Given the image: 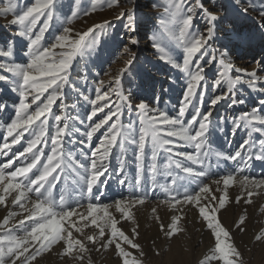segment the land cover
<instances>
[{"label": "rangeland", "instance_id": "obj_1", "mask_svg": "<svg viewBox=\"0 0 264 264\" xmlns=\"http://www.w3.org/2000/svg\"><path fill=\"white\" fill-rule=\"evenodd\" d=\"M33 2L34 0H0V49L6 51L7 41H17L12 57H6L0 51V68L11 67L13 61L19 64L28 63L29 57L25 55L27 40L14 36L17 27L11 26V21L15 14L26 10ZM201 2L209 12L220 18L216 23L215 36L207 46L208 49L215 50L218 59L220 53L226 51L228 53L226 62L230 60L233 65V68L226 69L218 61L204 64L206 69L204 84L207 91L204 96L203 108H208V100L214 92L218 93L226 86L222 85L221 88L215 90L212 88L213 81L219 77V73L224 72L228 79H235L243 71L248 73L255 71L257 77L260 78L254 88L247 83L236 85V98L243 100L244 103H237L230 107V101L224 100L212 109V120L214 123L222 120L223 131H213L209 135L205 149L209 155L204 159L203 164L188 161L186 158H179L185 166L193 167L196 171H206L208 175L194 179L173 166L167 171H158L153 178L149 172L151 148L146 145L143 178L141 183L137 185L135 183L138 167L136 147L125 142L123 156H121V149L118 144L112 148L108 158L107 171L99 178L105 183L98 182L93 187L91 195H87L85 180L83 179L85 172L78 170L80 178L78 179L75 174L63 176L52 189V197L58 202L59 197L63 195L66 206L69 207H75L77 203L84 204V207L79 208L78 211L86 214L87 204L85 205V202L88 203L89 200L93 203L98 200L100 203L114 204L116 200L129 199L132 194L134 196L146 191L148 198L145 203L132 208L135 223L132 220H120V214L116 212L115 208L109 209L120 220L117 226L127 235L131 236L132 228L138 226L139 236L136 238V242L141 245V249L145 253L143 257H140L143 264H200L205 256L210 254V250L214 248V236L200 216L198 208L186 204L183 206V218L178 222L179 227L183 228L184 231L171 238L167 237L165 231L171 223L172 216L180 213L170 204L161 203L166 198L165 190L176 188L181 194L185 190L194 193L199 188L193 190L195 188L193 184L197 182L200 186L202 183H207L213 193L220 197L223 194V182L221 181L218 191V186L213 181L243 167L244 171L236 174L233 183L227 188L229 200L225 208L219 210L217 217L229 230L231 234L229 242L234 243L239 249L243 264H264V241L255 239V236L264 230V212L260 210L261 207H264V189H260L259 195H253L250 204H246L244 199H241L239 203L236 202L237 196H240L242 192L246 194L248 191L240 183L244 175L249 176V178L254 177L256 180L264 179V159L253 158L248 160L247 169L243 161L225 160L217 156V153L233 154L247 138L248 129L243 126L237 130L235 136L230 135L233 127L232 121L235 118L254 109L258 110L260 115H264V103H262L264 102V16L261 15L264 12V0H238L239 7H237V0H201ZM94 3L96 0H79L78 3L76 0H56L53 20L42 42L45 45L53 42L54 37L62 33L63 27H71L73 29L72 36L75 37L77 33L87 31L94 24L110 22L102 30H96V43L74 60L70 84L64 88V97L57 100L52 107V113L60 114V106L67 105L65 114L70 119L68 120L69 129L63 138V149L66 153L75 156L76 160L85 165V168L88 167L91 154L107 129L106 125L90 141L85 136L90 123L85 119L91 109L89 101L95 98L96 89L101 87L99 81H104L101 91H108L109 82L120 75V90L125 96L130 95L131 97L128 101L131 107L129 108L127 105L123 107V115L120 119L124 128H128L131 124L133 134L139 128V113L135 107L137 104L143 100L150 107L158 106L162 111H167L169 116L174 117L177 114L182 92L187 83L186 74L173 66L174 63H182L183 59V47L177 40L182 27L183 13H176L171 6L172 0H113L112 7L107 6V0H99L96 3V10L92 11ZM192 3L193 0H185V4ZM250 5L254 7H250ZM10 6L15 7V12L5 14L4 9ZM166 6L169 8L167 15L165 14ZM239 8H248V13L246 15L241 13ZM73 11L77 12L78 15L73 17ZM85 11L90 14L84 15ZM129 11L134 14L132 27H129L127 20ZM121 13H125V15L121 16ZM192 15L194 19L189 32L205 31L207 21L204 13L194 7ZM68 19L72 20L71 24L67 23ZM154 34L163 44L167 45V55L171 61L160 59L161 55L164 54L157 52L153 47ZM88 39L91 40L92 36L90 35ZM132 39L137 40L138 43L133 45ZM125 48L130 50L129 53L124 52ZM56 51L59 52L60 49ZM132 55L135 59L131 66H128L126 62ZM204 59L208 60V57L206 56ZM124 68H127V71L121 74L120 70ZM3 75L8 76V73L5 72ZM243 79L247 80L250 77L245 76ZM9 80H12L11 76H9ZM14 87V82L8 83L0 80V143L3 142L2 138L6 135L7 125L11 119L15 118L16 108L19 104V91H14ZM46 95L47 93H45ZM85 96L89 98L88 101L84 100ZM157 97L159 98L158 104L156 102ZM111 100L116 103L121 102L115 95H111ZM34 107L35 105H32V108ZM107 111L108 109L105 108L104 112L98 113L97 117L93 118L94 121L103 118ZM191 114L192 109H189L184 117L185 124L191 118ZM76 117H79V120H84V123L80 124ZM55 125L56 122L50 117L47 125L49 137L54 135ZM256 126L261 127L259 124ZM32 131L33 129H30L29 132L25 133L20 143L12 147V152L22 150L25 142L32 138ZM35 131L38 132L39 129L37 128ZM252 139H255L257 144L250 154L253 156L264 154V150L260 149L258 144V141L264 139V136L253 132ZM177 144L179 146L175 151L195 153L193 144L185 143L179 139H177ZM51 147L52 144L49 139L48 143L43 146L45 156L50 154ZM10 155L11 153H9ZM167 156L168 154L161 150L157 159L159 169L163 170L167 163ZM7 159V156L0 155V163H5ZM121 160H123L124 165L123 173L119 170ZM18 164L19 162L9 170H14ZM33 171L35 172V169ZM168 172H171V175ZM173 179L176 180L175 185L172 184ZM121 180L124 183H121ZM153 180L156 184L155 188H153ZM36 199L34 194L29 193L25 206L30 209ZM206 203V200H201V204ZM153 208H156L155 214L152 212ZM56 210L60 211L59 208ZM10 212H16L18 215L10 218L7 228L13 230L12 234L22 236L24 231L29 229L31 221L26 220L22 227L19 225V221L23 220L28 213L22 212L18 206L13 205L11 196L7 197L6 206L0 205V223ZM245 213L247 219L243 225L244 231H241L235 225L239 217ZM70 219L76 220L77 218L73 216ZM63 223L66 228L67 222ZM161 224L165 226V231H161ZM77 227H81L79 222H77ZM108 232L109 229H106L105 238H107ZM94 233L98 234V230L92 226L83 228L82 235L73 230V236L81 239ZM0 234H5L4 228H0ZM88 247L89 253L87 255L91 258L92 264H122V259L117 255L114 246L104 249L100 248L99 244L95 246L90 244ZM97 248L99 251L96 250ZM129 251L133 253V256L139 254V250L129 249ZM63 253V242L54 244L51 250L44 252L33 264H82L74 255L70 256ZM210 264H223V262L211 261Z\"/></svg>", "mask_w": 264, "mask_h": 264}, {"label": "snow or ice", "instance_id": "obj_2", "mask_svg": "<svg viewBox=\"0 0 264 264\" xmlns=\"http://www.w3.org/2000/svg\"><path fill=\"white\" fill-rule=\"evenodd\" d=\"M78 3L79 0H76ZM99 0H96L98 3ZM96 3L92 5V11L96 10ZM107 6H113V0H107ZM172 8L176 13H183L182 27L179 31L177 40L183 47L182 63H174L173 66L185 73L187 76V83L182 92L180 106L177 114L169 116L167 111H162L158 106L150 107L145 101H141L135 107L137 109L139 128L133 134L132 126L124 128L120 117L123 115V107L127 105L129 108L131 104L128 101L131 99L130 95L125 96L120 90L121 77L120 75L113 78L109 82L108 91H101L104 86V81H99L101 87L96 89L95 98L90 100L91 109L86 115L85 119L89 121L88 129L85 132L87 140L92 137L102 128L107 125V129L100 139L98 146L92 152L90 162L87 168L76 160L71 153H66L63 149V138L69 129V116L65 114L67 105H61L60 114L52 113L53 104L57 100L64 97V88L70 84V75L74 60L81 55L86 49L96 43V30H102L110 22L105 21L104 24H94L88 28L87 31L77 33L75 37L72 36L73 29L71 27H63L62 33L54 37V41L45 45L42 43L45 38V33L50 28V23L53 20L54 9L56 7V0H34L31 6L27 7L19 14L14 15L11 21V26L17 27L14 36L17 38H26L27 44L25 55L29 57L26 64H19L12 62L11 67L0 68V80L15 84L14 91H19V104L16 108L15 118L11 119L6 128V135L2 138L0 143V155L7 156L5 163H0V205L6 206L7 197H12L13 205H16L22 212L28 213L23 220L19 221L22 227L25 221H31L28 230L24 231L22 236L12 234V229L7 228L11 217L18 215L16 212H10L7 217L0 223V228L5 229V234H0V264H33L44 252L51 250L54 244L63 242L65 255H74L76 259L86 264H92L91 258L87 255L89 253V244L95 246L100 245V248L107 249L114 246L117 255L122 259V264H143L142 259L145 253L141 249V245L136 242L139 236L137 227H133L132 235H127L117 225L120 220H132L135 223L132 208L136 205H143L148 198L147 193H138L129 199H119L114 204L89 202L86 205V214L78 211L79 208L84 207L77 203L75 207L66 206L65 197L61 195L57 202L52 197V189L62 179L63 176L75 174L79 179V171L85 172L86 191L89 195L92 194L93 187L97 183H105L100 181L102 176L108 168V158L114 146L119 145L121 149V156L125 150V142L136 147V161H137V178L135 183L139 185L144 173V159L145 148L149 145L151 148L149 172L155 177L158 171H167L173 166L175 169L181 170L187 176L194 179L208 175L206 171H196L193 167L185 166L179 158H186L188 161H195L197 164H203L204 159L209 155L205 150L208 142V137L213 131H223V121L213 122L212 116L214 109L221 101H230L229 106H234L237 103H244L243 100H237L235 92L238 83H247L255 87L260 78L257 77L256 72L248 73L243 71L241 75L235 79H228L224 72L219 73V77L213 81L212 88L219 89L222 85H226L223 90L214 92L208 100V108L204 109V96L206 94L205 82V67L204 64L219 62V64L231 69L233 65L231 61L226 62L228 53L221 52L219 59L215 50L208 49L209 41L212 40L216 32V23L220 20L218 16L209 12L201 2V0H193L192 4H185V0H172ZM199 9L204 13L206 18L205 31L203 32H189L193 22V9ZM237 7H239L237 0ZM250 7H254L250 5ZM248 8H239L243 14L248 13ZM15 12V7L10 6L4 9V13ZM169 13V8L165 7V14ZM88 11L84 15H89ZM78 13L73 11L72 16H77ZM125 13H121L124 16ZM264 16V12L261 13ZM127 20L129 27L134 24V14L129 11L127 13ZM68 24L72 23L71 19L67 20ZM92 36L89 40L88 37ZM133 45L138 41L131 40ZM17 46L16 40L7 41V50L3 52L6 57H12L13 51ZM153 47L159 53H163L160 59L169 60L171 58L167 55V45L163 44L156 34L153 36ZM60 49L59 52L56 50ZM129 49L125 48L124 52L129 53ZM208 60H205V57ZM134 55L126 62L131 66ZM203 61V63H201ZM127 68L121 69L123 74ZM7 72L8 76L3 75ZM9 76L12 80H9ZM248 76L250 79L244 80L243 77ZM45 93L47 95L45 96ZM111 95H115L121 101L120 103L113 102ZM44 97V99H41ZM84 100L88 101L87 96ZM159 98H156L158 104ZM264 103V102H262ZM32 105H35L32 108ZM75 107V105H73ZM104 113L103 118L95 120L98 113ZM192 109L191 118L185 124L184 117L186 113ZM56 122L55 133L49 137L47 132V125L49 118ZM79 120V117H76ZM111 121V122H110ZM39 122V123H37ZM80 124L84 120H79ZM233 127L230 135L235 136L237 130L242 126L248 129L247 138L242 142L238 149L231 155L217 153V156L225 160L243 161L244 166L247 167V161L253 158L264 159V154L253 156L250 154L252 149L257 144V141L252 139L253 132L264 136V115H260L258 110L243 113L242 116L235 118L232 121ZM259 124L261 127H257ZM35 126V127H33ZM39 131H35V129ZM32 131V138L25 142L22 150L12 152V147L19 144L25 133ZM10 138V141H9ZM51 140V152L46 155L43 151V146ZM177 139L185 143L194 145L195 153H185L175 151L179 146ZM259 148L264 150V139L258 141ZM163 150L168 154L167 163L163 170L158 168L157 159ZM9 153L11 155L9 156ZM43 158V162H42ZM14 170V164H17ZM39 165V167H38ZM35 169V172L33 171ZM120 172H124L123 160L120 163ZM244 168L237 169L234 173H230L213 181L219 186L223 182V194L217 197L209 184L202 183L199 190L194 193H189L187 190L181 194L176 188L166 189V198L161 203L170 204L172 208L176 209L177 215H173L171 223L167 226L160 225L161 231H165V235L169 238L175 236L179 232L184 231L179 227L178 222L183 218V206L194 205L198 208L199 214L206 222L207 228L214 236V248L210 250V254L200 262V264H210L211 261H222L223 264H243L242 255L234 243H230L231 234L229 230L221 223L217 217L220 209L225 208L229 200L227 188L233 183L235 175L242 173ZM171 175V172H168ZM124 183L123 180L120 181ZM245 189H248L246 194L241 193L236 197V202L239 203L244 199L246 204L252 203L253 195H259L260 189H264V179L256 180L254 177L244 175L240 181ZM172 184H176V180H172ZM156 187L153 180V188ZM43 190V191H42ZM34 194L37 199L33 202V206L27 208L26 202L28 194ZM175 193V194H172ZM206 200V204H201V200ZM115 208L116 212L120 214L118 220L110 208ZM59 208L60 211L56 209ZM264 212V207L260 209ZM153 214L156 213V208L152 209ZM75 216L77 219L72 220ZM159 219V217H157ZM247 219V214L241 215L235 227L244 231L243 225ZM67 222V227L64 223ZM77 222L81 227H77ZM92 226L98 230V234L87 235L83 239L73 236V230L81 234L83 228ZM109 229L107 238H105V230ZM257 241H264V230H261L256 236ZM127 246V247H125ZM139 250L138 256H133L129 251ZM99 251V248L96 249ZM157 254H159L157 252Z\"/></svg>", "mask_w": 264, "mask_h": 264}, {"label": "bare ground", "instance_id": "obj_3", "mask_svg": "<svg viewBox=\"0 0 264 264\" xmlns=\"http://www.w3.org/2000/svg\"><path fill=\"white\" fill-rule=\"evenodd\" d=\"M255 140V139H254ZM255 148H256V146H254ZM254 151V148L252 149V152ZM257 156V155H256ZM255 159V158H254ZM254 161V160H253ZM260 161V160H259ZM112 162V161H111ZM110 165V167H111V164H109ZM250 165V163L248 164V166ZM113 168V167H112ZM238 168V167H237ZM242 168V167H241ZM247 169H248V167H246ZM253 168V167H252ZM263 169V168H262ZM253 171V170H252ZM247 172V171H246ZM258 172V171H257ZM248 173V172H247ZM259 174V173H258ZM263 175V174H262ZM193 186L195 187V188H193V190H195L196 188H199V184L196 182L195 184H193ZM146 188V187H145ZM129 190V189H128ZM144 191V190H143ZM108 192V191H107ZM144 193H147L146 191H144ZM149 193V192H148ZM87 195H88V193H87ZM107 195V194H106ZM148 195V194H147ZM80 196V195H79ZM86 196V195H85ZM132 196H133V194H132ZM81 197V196H80ZM87 197V196H86ZM85 197V198H86ZM110 197V196H109ZM85 198H83V199H85ZM88 199H90L89 198V196H88ZM86 200V199H85ZM90 201V200H89ZM89 201H88V203H89ZM91 201H93V200H91ZM95 201V200H94ZM146 201V200H145ZM88 203H86L85 202V205L86 204H88ZM84 205V204H83ZM90 245V244H89Z\"/></svg>", "mask_w": 264, "mask_h": 264}]
</instances>
